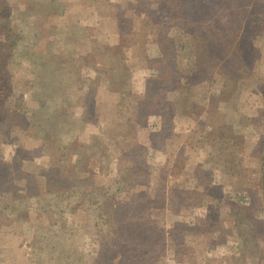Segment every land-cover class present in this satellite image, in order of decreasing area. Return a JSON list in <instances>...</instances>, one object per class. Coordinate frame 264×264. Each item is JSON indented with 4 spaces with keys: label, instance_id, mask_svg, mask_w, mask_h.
<instances>
[{
    "label": "rangeland",
    "instance_id": "1",
    "mask_svg": "<svg viewBox=\"0 0 264 264\" xmlns=\"http://www.w3.org/2000/svg\"><path fill=\"white\" fill-rule=\"evenodd\" d=\"M175 1L0 0V264H264V0Z\"/></svg>",
    "mask_w": 264,
    "mask_h": 264
},
{
    "label": "trees",
    "instance_id": "2",
    "mask_svg": "<svg viewBox=\"0 0 264 264\" xmlns=\"http://www.w3.org/2000/svg\"><path fill=\"white\" fill-rule=\"evenodd\" d=\"M175 3H176V1L175 0H167V5H169V4H171L172 5V7H174L175 8V6H177V5H175ZM182 6L183 7V10H184V8H185V6H183V4H179L178 6ZM177 6V7H178ZM168 8V7H167ZM187 10V9H186ZM178 20L180 21L181 20V26H184L185 27V25L186 26H188L187 25V23H185V22H189V23H191V26H194V27H196V29L197 30H199L200 28H201V25L198 23V21H195V20H190L189 18H178ZM0 73H2V71H0ZM2 77V76H1ZM0 108H1V110H0V119H1V117H2V114H3V109H2V106H0ZM162 194H163V196H164V194H165V192H162ZM161 195V194H160ZM161 198V197H160ZM165 199L167 200L168 199V197L165 195ZM114 204H116L115 202H114ZM115 207H116V205H115Z\"/></svg>",
    "mask_w": 264,
    "mask_h": 264
}]
</instances>
